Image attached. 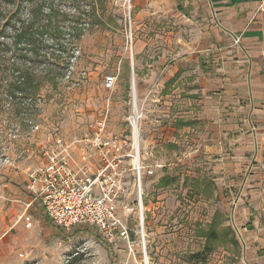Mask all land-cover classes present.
<instances>
[{
    "label": "rangeland",
    "instance_id": "obj_1",
    "mask_svg": "<svg viewBox=\"0 0 264 264\" xmlns=\"http://www.w3.org/2000/svg\"><path fill=\"white\" fill-rule=\"evenodd\" d=\"M50 1L57 14H78L75 58L65 76L56 80L57 87L53 82L44 84L42 101L26 129L19 119L11 125L6 117L0 119V176L8 168L13 170L22 189L44 165L46 146L58 138L74 142L90 136L101 119H107V135H130L128 120L135 109L141 116V160L153 171L148 175L146 169L143 176L146 247L138 181L130 173L129 194L118 206L119 216L131 229L130 243H110L91 226L63 230L41 208L18 217L8 232L0 229V264H242L240 247L229 239L217 243L206 262L190 261L192 254L203 251L202 232L209 231L216 215H221L219 230L231 226L222 203L214 197L210 160L195 152L196 136L174 131L175 119L168 117L166 99L156 91L154 63L164 47L156 40L160 32L155 24L139 29L133 0H96L90 17L82 20L79 14L89 9L90 0ZM138 40L148 43L140 55H136ZM107 76L117 78L112 91L105 89Z\"/></svg>",
    "mask_w": 264,
    "mask_h": 264
},
{
    "label": "crops",
    "instance_id": "obj_2",
    "mask_svg": "<svg viewBox=\"0 0 264 264\" xmlns=\"http://www.w3.org/2000/svg\"><path fill=\"white\" fill-rule=\"evenodd\" d=\"M133 4L139 29L155 24L160 32L156 91L182 129L174 131L196 136L195 152L210 160L214 197L240 247V263L264 264V0ZM147 46L136 41V55ZM17 177L9 168L0 176V229L7 232L18 217L42 208Z\"/></svg>",
    "mask_w": 264,
    "mask_h": 264
},
{
    "label": "built area",
    "instance_id": "obj_3",
    "mask_svg": "<svg viewBox=\"0 0 264 264\" xmlns=\"http://www.w3.org/2000/svg\"><path fill=\"white\" fill-rule=\"evenodd\" d=\"M235 42L239 44L240 39ZM116 81L114 76H107L105 89L112 91ZM137 113L134 109L128 120L130 135H107V119H101L90 136L74 142L58 138L44 148L45 163L29 176L27 189L56 227L69 231L76 226H91L110 243L118 240L130 243L131 229L119 216L118 206L129 194L128 175L133 173L138 181L142 238L146 247L143 176L146 169L148 175L153 171L142 163L140 148L136 147L141 118Z\"/></svg>",
    "mask_w": 264,
    "mask_h": 264
},
{
    "label": "trees",
    "instance_id": "obj_4",
    "mask_svg": "<svg viewBox=\"0 0 264 264\" xmlns=\"http://www.w3.org/2000/svg\"><path fill=\"white\" fill-rule=\"evenodd\" d=\"M95 1H89V9L79 14V20L90 17ZM77 31L78 14H57L50 0H0V119L6 117L10 125L18 124L19 119L26 129L39 108L45 86L53 82L57 87L56 80L69 71ZM2 149L0 146V154ZM220 216L214 217L209 231L202 232L206 241L203 251L192 254L191 262H206L216 245L228 239L238 246L230 228L218 229Z\"/></svg>",
    "mask_w": 264,
    "mask_h": 264
},
{
    "label": "bare ground",
    "instance_id": "obj_5",
    "mask_svg": "<svg viewBox=\"0 0 264 264\" xmlns=\"http://www.w3.org/2000/svg\"><path fill=\"white\" fill-rule=\"evenodd\" d=\"M135 112H136V110H135ZM137 114H138V113H137ZM136 146H139V145H138V140H137V138H136ZM145 258H146V257H145Z\"/></svg>",
    "mask_w": 264,
    "mask_h": 264
}]
</instances>
